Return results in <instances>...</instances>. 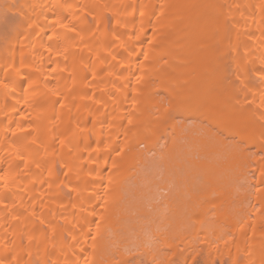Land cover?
<instances>
[{
	"label": "bare ground",
	"instance_id": "6f19581e",
	"mask_svg": "<svg viewBox=\"0 0 264 264\" xmlns=\"http://www.w3.org/2000/svg\"><path fill=\"white\" fill-rule=\"evenodd\" d=\"M131 245L264 264V0H0V264Z\"/></svg>",
	"mask_w": 264,
	"mask_h": 264
},
{
	"label": "rangeland",
	"instance_id": "374dc122",
	"mask_svg": "<svg viewBox=\"0 0 264 264\" xmlns=\"http://www.w3.org/2000/svg\"><path fill=\"white\" fill-rule=\"evenodd\" d=\"M5 12V11H4ZM8 14H9V12L10 11H6ZM12 12V11H11ZM13 13V12H12ZM14 14V13H13ZM13 14H9V16H12ZM155 178H157V179H160L161 178V176L160 175H158L157 177H155ZM157 181H159V180H157ZM158 186L156 185V187H155V191L153 192L154 193V195H152V197H153V201H152V203H157V205L159 204V203H161L158 207H164L162 204H163V200L165 199V195H166V193L168 192L167 191V189L166 190H164V189H162V188H158ZM149 206V207H148ZM147 207L150 209L151 208V205H148ZM151 238H153V240L156 242L157 240H156V238H154V237H151ZM200 238V237H199ZM199 238H197L198 239V242H199V244L197 243V244H195V245H197L198 246V248H200V247H202V248H204L203 247V245L205 244L204 242H200V240H199ZM131 247L133 248L132 249V251L131 252H128V257L127 258H129V259H127V263L129 262L130 264L132 263V264H136V263H138L137 261H139V263L138 264H152L151 262H150V260L142 253V252H140L139 253V251H137L136 250V247L133 245H131ZM139 254H138V253ZM130 253H133L132 255H131V257H129L130 256ZM137 253V254H136ZM162 253V252H161ZM135 254H136V256H135ZM201 254H204V252H202ZM139 258H138V257ZM179 257H174L173 259H171L168 263L169 264H187V261L186 260H182L181 258V261H180V259H178ZM115 259H117V257L115 256ZM138 259V260H137ZM136 262V263H135ZM128 263V264H129ZM160 264V263H159ZM162 264V263H161ZM165 264V263H164ZM194 264H202V256H199V257H197V259L194 261Z\"/></svg>",
	"mask_w": 264,
	"mask_h": 264
}]
</instances>
